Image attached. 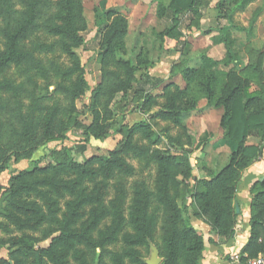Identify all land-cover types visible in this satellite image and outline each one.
Here are the masks:
<instances>
[{"label":"rangeland","instance_id":"rangeland-1","mask_svg":"<svg viewBox=\"0 0 264 264\" xmlns=\"http://www.w3.org/2000/svg\"><path fill=\"white\" fill-rule=\"evenodd\" d=\"M48 1L50 9L43 13L45 17L56 13L54 7L58 0ZM28 2L29 0H0V56L6 47L4 30L7 23L17 17L18 13L25 11ZM216 3L217 0H200L198 12L202 11L203 21L195 26L190 23L188 17L184 18L181 24L183 38L178 42L162 38L161 33L169 23L167 18L157 17V3L153 0H82L86 27L80 34L84 42L72 48L73 57L62 51L59 37L48 36L43 32H38L21 43L20 47L32 54L29 63L21 66L10 65L0 72V82H8L14 88L12 91L0 93V260L6 264H37L34 261V253L48 247L51 238L57 235L56 227L47 223L35 229H19L5 216L4 211L12 212L9 191L12 179L35 167L41 171L25 178L24 183L29 184L50 177L51 171L46 169L49 166H57L58 156L63 153L80 164L92 158H110L112 152L124 148L125 140L129 136L130 148L115 155L131 172L113 168L108 174L97 161H92L90 168L95 171V176L86 179L82 184L85 192L102 186L101 205L109 210L119 188L123 189V229L114 243L93 253L83 246L78 248L84 254V264H112L111 254L123 255L132 249L139 252L144 262L150 258L149 245L159 250L160 264L169 262L165 255L166 244L162 232L163 209L155 198L150 199L147 212L148 216H154L155 219L151 243L129 248L123 238L125 235L134 234L129 224V212L138 185L143 183L148 192H155L158 165L153 156L156 152L180 154L186 149L194 171L198 172L202 167L201 155L204 153L200 151L203 147L200 127L203 121L199 115L204 109H199L197 113L192 112L190 118H183L181 127H174L170 122L155 116L166 104L167 94H171V88L165 91V86L171 84V81L178 85L183 84L179 77L183 66L199 65L200 56H204L210 60V67L216 70V66L226 60L225 49L219 45L221 29L214 20L216 13L212 10ZM109 11L115 15L107 16ZM117 17L124 18L127 22L124 46L114 51V56L108 58L106 66H101L100 62L106 49L103 39ZM219 24L230 26L228 32L235 38V50H239L242 55L245 56L248 45L264 50L263 42L258 39L249 41L248 36L236 31L231 27V23L221 21ZM128 60L138 67L136 78L143 74L145 66L154 64L148 72L153 78L161 80L150 92L154 100L146 107L141 106L145 94L137 92L134 84L125 95L117 93L109 100V93L105 88L107 85H114L118 79L125 80L126 73L122 62ZM173 66L174 76L171 78L170 71ZM69 69H74L75 73L64 76ZM110 75L114 80H111ZM80 77L87 86L82 95L76 96L82 87L79 83ZM54 107L58 109L57 117L64 127L65 138L61 141L42 142V134L34 128L47 110ZM95 111L101 114L99 122L106 126V137L102 140H87L85 129L90 126ZM144 120L152 124L159 135L155 145L150 144L139 132H131L135 124ZM79 147H84V150L79 151ZM21 156L22 158H19ZM221 162L222 157L217 159L215 164ZM75 177L74 173L68 171L62 175L61 180L70 181ZM193 185V181H189L188 186ZM34 186L36 191L23 192L15 199L37 204L46 215L47 208L41 193H46L54 200L58 218L66 212L67 202L76 197L70 194L59 196L47 187L38 184ZM170 194L175 195L172 191ZM185 194L184 191L181 192L182 197L177 199V205L182 211L188 206V209H192L189 214L194 216L191 201L189 203ZM92 207L83 208L84 217L77 227L87 218ZM110 221V215L101 221L97 230L91 234L92 238L97 239L98 233L103 231ZM202 236L203 240H206L207 237ZM17 240L22 241L21 245H14ZM66 264L79 263L68 258ZM123 264L133 263L128 258H123Z\"/></svg>","mask_w":264,"mask_h":264},{"label":"trees","instance_id":"trees-1","mask_svg":"<svg viewBox=\"0 0 264 264\" xmlns=\"http://www.w3.org/2000/svg\"><path fill=\"white\" fill-rule=\"evenodd\" d=\"M153 1L157 3V17L167 18L169 23L161 33L162 38L175 42L180 41L183 38L181 24L186 17L195 26L199 23L200 0ZM256 1L258 0H218L215 6L216 19L219 21L235 11H245ZM49 9L48 0H29L26 10L10 19L4 30L6 47L0 56V72L10 65L21 66L29 63L32 54L24 51L20 45L38 32L59 37L62 51L73 57L72 48L84 42L80 34L86 27L82 0H58L54 7L56 13L45 17L43 13ZM258 14L259 12L254 14L251 25ZM106 15L111 16L115 13L109 11ZM126 34V20L121 17L115 18L103 39L106 49L100 62L101 66H106L108 58L114 56V51L123 48ZM221 39L226 49V60L223 64L229 65L238 56L233 47L234 40L228 30L221 31ZM247 56L248 63L244 69L231 70L224 77L215 74L208 64L210 60L200 56L199 65L181 68L179 73L185 83L183 89L173 82L165 86V91L171 88V94H167L166 104L156 112L157 119L170 122L174 127H181L182 119L197 109L200 100H206L208 107L219 112V128L222 131V138L233 142L237 149L228 156H224L225 164L218 171H210L207 179L199 180L193 176L194 168L186 149L180 154L156 152L153 156L158 165L155 192H148L144 184L140 183L130 207L129 224L134 234L125 235L123 238L129 248L151 243L155 219L154 216H148L147 212L150 199L155 198L163 209L162 232L166 244L165 255L169 260L165 264H200L205 250L204 240L202 234L190 224L188 206H185L182 211L177 205V199L182 197V191L186 193L185 198L191 201L190 206L193 208L194 216L201 218L215 236L221 240L233 238L238 218L234 207L237 185L243 171L260 156L264 142V71L261 68L263 53L250 46L247 48ZM122 65L126 73L125 80L118 79L114 85L106 86L109 100L117 93L125 95L134 84L137 92L145 94L141 106L146 107L152 103L154 97L150 92L161 83L160 79L153 78L148 72L154 64L145 66L139 78L135 76L138 67L131 60L122 62ZM174 69L173 66L171 74L174 73ZM74 73V69H69L64 76ZM113 78L111 76V80H114ZM253 82L257 83L259 88L250 91ZM79 83L82 87L76 96L82 95L87 86L81 77ZM12 90L14 88L11 84L0 82V93ZM57 115L58 109L51 108L37 122L34 129L42 134L40 141L53 142L65 138L64 127ZM100 116V112L93 113L92 122L85 129L87 140L90 138L102 140L106 137V126L100 124ZM132 129L131 132H139L150 144H157L159 135L148 121L144 120L135 124ZM129 138L128 136L125 140L124 148L112 152L110 158H92L80 164L63 153L58 156L57 166H49L46 169V171H51L50 177L35 180L29 184L24 183L25 178L41 171L35 167L21 172L10 181L12 212L4 211L5 216L19 229H35L43 223L56 227L57 235L51 238L48 247L34 253V261L37 264H44V262L66 264L68 258L84 264V254L78 248L79 246L93 253L117 240L124 226L123 189L119 188L118 195L111 202L109 210L101 205L102 186L85 192L82 184L86 179L95 176V171L90 168L92 161H97L108 174L113 168L130 173L131 169L115 155L130 148ZM248 138L258 139L259 143L247 145ZM77 149L83 151L84 147ZM68 171L75 174V179L61 180L62 175ZM191 180L194 185L189 187L188 183ZM35 184L47 187L59 196L70 194L76 197L67 202L66 212L58 218L54 200H51L46 193H41L47 208L46 215L37 204L20 202L15 199L23 192L36 191ZM171 191L175 195H171ZM251 193L249 238L240 252L241 260L264 255V181L255 183L251 188ZM86 206L93 207L87 218L77 227L78 222L84 217L83 208ZM109 215L111 216L109 225L98 233L97 239H93L91 234ZM21 243V240H17L14 245H21ZM123 258H128L133 264H145L139 252L133 249L126 251L123 255H110L112 264H123ZM0 264H6V262L0 260Z\"/></svg>","mask_w":264,"mask_h":264},{"label":"crops","instance_id":"crops-1","mask_svg":"<svg viewBox=\"0 0 264 264\" xmlns=\"http://www.w3.org/2000/svg\"><path fill=\"white\" fill-rule=\"evenodd\" d=\"M215 6L212 8V10H214L216 13ZM257 12H259V14L256 16V19H254V23L251 25V22L254 18V14ZM201 14L202 11L199 10V23L203 21V17ZM214 20L215 22H217V26L220 27L221 31L230 30V26H220L219 24V22L221 23V21H226L228 24L231 23V27H234L236 31H240L247 35L249 41H251L252 39H258L264 44V1L262 0H258L255 3L251 4L249 7H247L245 11H235L230 14L227 18L221 19L219 21H217L215 15ZM230 36L234 40L233 47L235 49V38L234 36H232L231 33ZM219 42V45L223 46L225 49L221 38ZM250 46L251 45H248L247 48ZM247 48L245 56L242 55V53H239V50H235V53H237L238 56L232 63H230L229 65L219 63L215 68L216 70H214L212 67L211 70L215 74L224 77L225 74L231 70L244 69V67L248 63ZM261 52L263 53L261 60V68L264 71V50H261ZM224 57H226V49ZM173 76L174 73L171 74V78ZM179 77L181 78V81L183 83L182 85H178L174 81L171 82L175 83L177 86L183 89L185 87V83L180 73ZM258 88V84L253 82L250 91L257 90ZM201 105H203L204 107ZM199 109H204L199 115V117L202 118L203 121L200 127V137L203 141V147L200 148V151H202L204 154L201 155L202 167L200 171L193 172V176L198 180L202 178L207 179L208 172L210 171H218L225 164L226 160L224 156H228L237 149V146L233 142L224 140L222 138V131L219 128V112L214 110L212 107H208L206 100H200L197 109L193 112L197 113ZM190 116L191 114L189 115V118ZM258 143V139L248 138L246 144L257 145ZM221 157H223V162L215 164V161ZM215 158L217 159L215 160ZM263 181L264 142L262 143V150L260 156L247 169H245V171H243L241 179L237 185L236 202L234 203V207L235 204L239 206V214L237 218V223L234 227V235L232 239H219L217 236H215V234L210 230L209 226H207L201 218L193 216V214H189L191 226L198 232H201L204 237H207L206 240H204L205 250L200 264H233L230 256L233 254H240L242 248L245 246L249 238L248 224L250 219V205L252 197L251 188L255 183ZM188 211L191 212L192 209L189 208Z\"/></svg>","mask_w":264,"mask_h":264},{"label":"built area","instance_id":"built-area-1","mask_svg":"<svg viewBox=\"0 0 264 264\" xmlns=\"http://www.w3.org/2000/svg\"><path fill=\"white\" fill-rule=\"evenodd\" d=\"M233 264H264V255H258L252 259L241 260L240 254L230 256Z\"/></svg>","mask_w":264,"mask_h":264},{"label":"water","instance_id":"water-1","mask_svg":"<svg viewBox=\"0 0 264 264\" xmlns=\"http://www.w3.org/2000/svg\"><path fill=\"white\" fill-rule=\"evenodd\" d=\"M235 212L239 214V206L235 204ZM150 247V258L145 260V264H160L161 259L159 258V252L157 248L153 245H149Z\"/></svg>","mask_w":264,"mask_h":264}]
</instances>
